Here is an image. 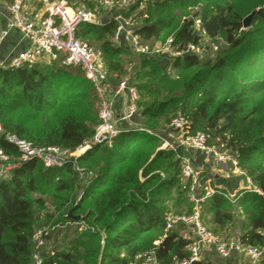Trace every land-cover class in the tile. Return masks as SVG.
Listing matches in <instances>:
<instances>
[{
  "label": "trees",
  "instance_id": "1",
  "mask_svg": "<svg viewBox=\"0 0 264 264\" xmlns=\"http://www.w3.org/2000/svg\"><path fill=\"white\" fill-rule=\"evenodd\" d=\"M76 1L90 6L93 0ZM150 2L138 12L148 15L134 29L140 42L171 36L172 49L183 51L187 44L197 46L205 36L213 42L222 38L227 47L213 61H200L194 51L176 55L170 63L172 74L152 71L155 64L140 53L141 67H151L147 72L140 70L141 77L132 82L142 125L158 130L173 116H184L188 133L203 132L208 145L233 155L251 181L264 189V0L247 28H242L232 0ZM194 18H199L203 34L195 28ZM115 28L113 19L83 23L75 35L97 44L107 72L121 77L131 60L126 46L113 43ZM247 68L261 75V82L236 80ZM97 123L98 98L80 67L46 59L32 65L0 66V147L5 152L18 154L17 147L4 138L7 133L35 146L57 145L73 151L92 135ZM153 143L156 138L149 133L121 130L77 156L81 164L99 152L102 161L99 176L71 210L80 214L77 221L67 216L64 207L66 194L79 178L72 161L45 167L29 160L0 180V264H32V235L38 227L34 208L51 220L45 223L52 228L43 235L37 251L42 264H134V256L147 248L144 236L156 239L161 235L157 245L146 249L154 247L158 264L188 258L190 239L182 236L179 226L164 230L171 213L162 203L172 187L180 184L178 193H185L187 207L174 214L193 208L180 172L184 152L180 145L157 148ZM158 171L167 174L160 177ZM200 180L204 186L205 180ZM234 204L251 213L239 239L262 244L264 197L257 193L244 192L234 202L213 193L200 204L203 223L206 211L210 214L207 222L213 226L205 224L218 232L217 226L231 217L228 206ZM197 264L216 263L202 259Z\"/></svg>",
  "mask_w": 264,
  "mask_h": 264
},
{
  "label": "built area",
  "instance_id": "2",
  "mask_svg": "<svg viewBox=\"0 0 264 264\" xmlns=\"http://www.w3.org/2000/svg\"><path fill=\"white\" fill-rule=\"evenodd\" d=\"M36 1V2H35ZM139 0H93L90 6L83 1L72 4L69 0H10L6 4L7 28L0 30V45L9 28H15L21 33L26 45L12 55L8 62L11 66L22 64L32 65L38 61L57 60L62 66L80 67L85 77L92 84L98 98V123L92 135L83 140L73 151L57 145L35 146L30 141L21 139L14 134H5L4 138L14 144L18 154L5 152L0 147V180L10 177L12 172L29 160L42 163L45 167H61L72 161L73 168L79 170L76 158L93 145L109 141L121 129L117 125V117L125 122L138 112L136 100L138 94L129 78L119 77L109 73L97 62L94 47L87 41L78 38L75 33L83 23L101 24L105 20L100 17L101 11H109L108 19L116 22L112 41L127 48H135L140 53L149 52V45L141 43L134 29H129L130 22L124 12ZM193 24L200 33L199 18H194ZM172 37L169 36L160 47L153 52L169 53L173 56L187 51H195L196 46L187 44L183 51L173 50ZM7 65V64H6ZM0 66H5L0 63ZM121 100V110L118 114L112 106V97ZM168 128L179 133L178 145L187 150L203 152L205 157L214 161L229 180L226 189L218 186H202L200 169L192 166L187 157L182 156L181 176L186 181L189 201L193 208L188 213L169 214L166 217L164 230L179 226L182 236L189 238L188 258L181 259L175 264H197L201 261L204 251H212L218 258L226 259L236 253L244 258L243 264H264V241L260 245L243 243L239 237H226L213 231L203 223L200 215V204L213 193H220L229 201L234 202L244 192H254L264 197V189L254 184L245 172L238 166L236 158L224 149L206 143V136L201 131L187 132V119L182 115L173 116ZM130 125L125 129L127 130ZM2 127L0 124V133ZM171 148H174L170 145ZM236 177V179H232ZM55 226H58L55 225ZM52 227L43 226L32 235L33 255L32 264H42L38 257V248L43 244V235ZM159 242L156 241L154 245ZM134 264H158L154 247L134 256Z\"/></svg>",
  "mask_w": 264,
  "mask_h": 264
},
{
  "label": "rangeland",
  "instance_id": "3",
  "mask_svg": "<svg viewBox=\"0 0 264 264\" xmlns=\"http://www.w3.org/2000/svg\"><path fill=\"white\" fill-rule=\"evenodd\" d=\"M69 1L72 4L77 3L76 0H69ZM232 1L234 2V4L236 5V8L238 9V11H239L238 13L240 15V20L242 21V19L246 15H248L252 10H254V9L257 10L259 8L258 3L261 0H232ZM147 3H148V0H141V2H139V4L137 5V8L132 9V7H131L129 9L130 13L128 16H126V18L130 22V25L128 27L129 29H135L136 27H138L143 22L144 18L148 17V15L146 13H144L143 15H139L140 13L138 14V12L140 10H142V8L143 9L146 8ZM150 3L153 4L152 0ZM196 8L200 9L201 4H198L196 6ZM108 14H109V11H106V10L101 11V14H100L101 19L105 20L108 17ZM252 17H253V15L250 18V25L252 23ZM187 18H188V15L184 16L182 18V20H185ZM8 36H9V38H11L13 40V42H16L17 40L20 39V34L18 33V31H16V29H13L12 32H10ZM165 37L161 36L159 39H157L154 42H148L150 49H149V52L145 53L144 55H146L147 58H149V60L155 64L156 67H154L152 69V71L157 69L158 72L163 71V72L172 74L173 71L170 70V63H171L172 59L174 58V56L172 54H169V53H162V52L156 53V52L152 51L153 48L160 47L161 45H163L165 42V39L169 36H167L166 38ZM113 43L117 44L114 41H113ZM91 45L94 47V49L96 51L97 62L101 66L106 68L104 65V61H103L102 51L99 49L97 44L91 43ZM124 45L125 44H122V46H124ZM20 47H22V46H19V47L17 46V47H15V49L16 48L19 49ZM226 47H227V44L224 42V40L222 38L213 42L208 37L204 36L201 39V41L199 42V44L196 46V49L194 52H196L198 54V58L202 62L208 61V60L213 61L214 58ZM1 48L2 47H0V54H1ZM126 50H127L128 58L131 60V62L127 64V66H126L127 72L125 74H123L121 77L129 78L130 82H133L134 80L139 79L141 77V72H147L148 70H151V67H144V68L141 67L142 56H141L140 52L137 51L135 48H133V49L128 48ZM16 54H17V52H15L13 55H16ZM9 60L2 62V64L8 65ZM46 63H48V61H46ZM140 70H141V72H139ZM253 72H255L253 69L247 68V69H245L244 73H242V75H239L236 78V80H239L242 78L244 80H248L251 84H258L259 82H261V75H259L258 73L253 74ZM115 102H116V105L117 104H118V106L120 105L119 106V111H120L121 110V104H120L121 100L118 96L112 97V106H113V103H115ZM113 109L115 110L114 107H113ZM117 112L118 111L115 110V113H117ZM138 112L130 118L129 122H125V121L121 120L119 117H117L118 127L121 130H123L128 125H130V127H128L127 130H137L138 132H143V133L146 132V133L153 135L156 138V143H153V144L157 148H171L170 145L175 148V146L178 145V137H179L178 132L168 128L167 125H166V127H163L161 129H158V130H151V129H149V127H144L142 125V118L139 116ZM181 148L184 152L183 157H187V159L192 164V166L195 167V165L201 164L200 162H199V164H197V162L193 163L191 161V157H192V154L194 152H192L191 150H187L183 146H181ZM181 161H182V159H181ZM101 162L102 161L100 160L99 152H97V153H95L94 157L91 160L83 161L81 164H77L79 170H81L82 173L79 174V178H78L77 182L75 183L74 187L69 191V193L66 194L67 200L65 201L66 203H65L64 207L67 208V211L69 209L72 210L73 206L80 200V197L85 192V189L87 188V186L91 183L92 180H94L95 178H97L99 176V167L101 166ZM216 170L220 172L219 169H217L216 167L214 168V165H212V166L207 165L206 169H203L202 171H200V178L205 180L203 185L209 186V187L218 186L220 189L225 190L226 189L225 186H227L229 184V180L227 178H224V177L219 178V176L217 178H215L214 174H215V172H217ZM158 172H159L160 177H164L167 174V173H164L163 171H158ZM221 175H222V173H221ZM139 178L142 179V176L139 175ZM179 189H180V184L173 186L172 190L169 194V197L164 199V201L162 202L165 206L167 213L174 214L176 212H183L186 209L187 199L185 197V193H183V192L178 193ZM85 203L86 202H84L82 205L84 206ZM228 208L230 210V216L231 217L229 220L224 221L222 224L217 226V229L219 230L218 232H220L223 236H226V237H238L240 235V233L243 231V229L246 228L247 219L251 213L248 210H243L242 207L237 206L236 204L228 206ZM62 210H63V208H61V211ZM34 215L36 217V224L38 225V227L36 229H39V228L45 226V223H48L49 221H51V220H47L44 213L41 212L40 214H38L37 208H34ZM209 217H210L209 213H207L206 211L202 212V218L205 221V223H207V224H209L207 222ZM84 225H85L84 223H81V228H83ZM209 225L213 226V224H209ZM161 237H162V235L160 237H157L156 239L155 238L152 239V237H150V236H146V237L144 236V240H143V242H145L144 245L148 248V246L150 244L154 245V243L156 241H158ZM146 249H143L139 253L145 251ZM225 260H227V259H225ZM227 262L229 264H238L235 256H232V258L230 257L227 260Z\"/></svg>",
  "mask_w": 264,
  "mask_h": 264
},
{
  "label": "crops",
  "instance_id": "4",
  "mask_svg": "<svg viewBox=\"0 0 264 264\" xmlns=\"http://www.w3.org/2000/svg\"><path fill=\"white\" fill-rule=\"evenodd\" d=\"M28 1H29V3L27 2V6L35 7L36 4H33L34 2L32 4H30V0H28ZM6 4H7V1L0 0V30L6 29L7 25H8L7 24V20H6L5 16H4L6 14ZM106 20L107 19H105V21ZM13 29H15V28H9L8 29V33L6 34V36H5L4 40H3V43L0 45V47H2L1 48V54H0V63L9 60L10 57L15 52H19V50L26 45V41L24 40V38H23V36L21 35L20 32H18L20 34V39L17 40L16 42H13V40L11 38H9L8 35H9L10 32H12ZM17 46L18 47L22 46V47H20L19 49L16 48L17 49L16 50L15 47H17ZM119 106H118V104L116 105V102L113 103V107L115 108L116 111H118L115 114H118L120 112L119 111ZM191 151L194 152L192 154L191 161L193 163L197 162V164H199V162H200L202 164V165L201 164L200 165H195L196 168H198V169H200L202 171L203 169H206L207 165L208 166L209 165L210 166L214 165V168L216 167L218 169V166L214 163V161L211 160V159L206 158L203 152L193 151V150H191ZM218 176H219V178L222 177V175H221V173L219 171L215 172V174H214L215 178H217ZM232 179H236V177L233 176ZM227 186H225V187H227ZM232 256L236 257V261L238 262V264H243L244 258L242 256H240V255H238L236 253L232 254L230 257L232 258ZM230 257H228L226 259L228 260ZM202 258L204 260H210V261H212V262H214L216 264H229L227 262V260L218 258L212 251H208V250L203 252Z\"/></svg>",
  "mask_w": 264,
  "mask_h": 264
},
{
  "label": "water",
  "instance_id": "5",
  "mask_svg": "<svg viewBox=\"0 0 264 264\" xmlns=\"http://www.w3.org/2000/svg\"><path fill=\"white\" fill-rule=\"evenodd\" d=\"M256 9L252 10L248 15H246L243 19H242V28H247L250 25V18L251 16L255 13ZM67 216L72 219L73 221H77L80 219V215L79 214H72L71 213V209H69L67 211Z\"/></svg>",
  "mask_w": 264,
  "mask_h": 264
}]
</instances>
